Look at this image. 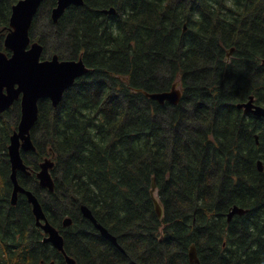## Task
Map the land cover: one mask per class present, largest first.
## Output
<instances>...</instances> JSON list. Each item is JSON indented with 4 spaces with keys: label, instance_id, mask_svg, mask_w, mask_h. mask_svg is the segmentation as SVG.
Wrapping results in <instances>:
<instances>
[{
    "label": "trees",
    "instance_id": "1",
    "mask_svg": "<svg viewBox=\"0 0 264 264\" xmlns=\"http://www.w3.org/2000/svg\"><path fill=\"white\" fill-rule=\"evenodd\" d=\"M17 1L0 0L8 55ZM55 4L42 1L31 41L42 45L41 59L82 57L89 70L56 107L39 100L36 150L22 151L30 174L18 171L17 181L38 198L66 254L76 264H196L193 244L199 264H264V119L236 108L251 95L264 106V0H83L53 22ZM110 7L114 14L101 12ZM177 80V104L136 91ZM20 114L19 99L0 112V264H67L43 241L26 195L11 204L8 144ZM44 157L55 162L52 192L35 175ZM233 205L247 212L227 221Z\"/></svg>",
    "mask_w": 264,
    "mask_h": 264
},
{
    "label": "water",
    "instance_id": "2",
    "mask_svg": "<svg viewBox=\"0 0 264 264\" xmlns=\"http://www.w3.org/2000/svg\"><path fill=\"white\" fill-rule=\"evenodd\" d=\"M42 1L18 0L12 5L9 21L10 30L5 35L3 42V46L10 51V54L8 55L0 49V112L9 109L18 99L21 112L17 129L10 136L8 144L11 166L10 179L13 184L11 204L15 205L17 203L19 193L25 194L32 206L36 224L45 233L43 241L51 243L57 250L62 252L67 264H76L74 258L66 254L64 250L62 235L47 221L38 198L17 181L18 171L30 174L28 165L22 158V151L36 150L30 130L38 117L39 100L49 99L52 106L56 107L62 99L64 91L69 89L76 79L84 76L89 70L82 57L61 60L55 54L50 58L41 59L43 47L39 42L31 41L29 29ZM82 4L83 0H56V5L51 10L52 21L57 22L70 5L80 6ZM101 12L114 14L116 10L114 7H110L109 9H102ZM185 30L186 26L183 28V31ZM233 51L234 47L227 50V59L230 58ZM261 63L264 64V59ZM136 91H142L147 97L160 104L164 102L177 104L181 99L178 80L168 90L147 92L138 89ZM236 108L241 109L245 114H252L255 117L264 119V106L256 104L252 95L246 101L237 103ZM54 164L52 157H44L39 162V170L35 173L39 185L51 192L54 190V180L50 170L54 167ZM257 168L259 171L263 170L261 160L257 161ZM150 195L156 215L161 218L163 216V208L157 198V187L154 177L152 178ZM80 210L83 216L93 223L94 227L104 238L121 249L115 236L97 222L88 207L82 205ZM246 212V209L233 205L227 213V221H230L234 215H242ZM71 224L72 219L65 217L63 226ZM188 258L190 263L199 264L196 248L193 244L189 248ZM48 264H54V262L51 261Z\"/></svg>",
    "mask_w": 264,
    "mask_h": 264
},
{
    "label": "rangeland",
    "instance_id": "3",
    "mask_svg": "<svg viewBox=\"0 0 264 264\" xmlns=\"http://www.w3.org/2000/svg\"><path fill=\"white\" fill-rule=\"evenodd\" d=\"M55 5H56V4H55ZM54 7H55V6H54ZM54 7H53V8H54ZM53 8H52V9H53ZM50 16H51V12H50ZM30 39H31V38H30ZM36 42H38V41H36ZM47 58H50V57H47ZM59 59H60V58H59ZM61 60H62V59H61ZM63 60H64V59H63Z\"/></svg>",
    "mask_w": 264,
    "mask_h": 264
}]
</instances>
